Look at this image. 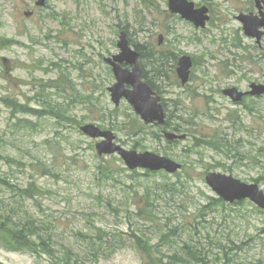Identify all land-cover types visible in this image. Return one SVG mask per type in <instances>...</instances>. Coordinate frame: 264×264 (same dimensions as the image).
I'll list each match as a JSON object with an SVG mask.
<instances>
[{
  "label": "rangeland",
  "instance_id": "obj_1",
  "mask_svg": "<svg viewBox=\"0 0 264 264\" xmlns=\"http://www.w3.org/2000/svg\"><path fill=\"white\" fill-rule=\"evenodd\" d=\"M36 1L0 0V178L15 190L30 183L44 189L18 203L51 234L58 259L69 249L71 264H143L132 234L166 259L181 253L192 231L216 262L232 248L236 264H264V213L250 201L204 209L217 197L205 181L210 172L264 192V96L235 104L223 95L264 85V38L258 46L236 19L255 13L254 1L191 0L210 8L204 29L172 16L169 0H47L43 8ZM123 31L159 59L155 67L142 61L143 72L181 131L145 126L125 100L112 102L108 88L116 80L104 59L119 53ZM184 55L194 61L186 86L176 72ZM87 124L113 132L125 149L169 158L183 170L134 174L118 155L100 158V140L80 131ZM165 130L187 139L170 144ZM0 195L16 202L14 190L0 187ZM0 263L59 264L1 245Z\"/></svg>",
  "mask_w": 264,
  "mask_h": 264
},
{
  "label": "water",
  "instance_id": "obj_2",
  "mask_svg": "<svg viewBox=\"0 0 264 264\" xmlns=\"http://www.w3.org/2000/svg\"><path fill=\"white\" fill-rule=\"evenodd\" d=\"M260 15H241L238 19L244 24L245 34L248 37L256 38L260 44L264 36V0H255ZM46 0H39L37 5L44 6ZM169 9L173 14H180L184 19H187L195 24L196 27L204 28L209 21L208 8L203 7L195 9V5L187 0H170ZM163 38L160 37V43ZM118 48L121 50L119 55L113 58L106 59V62L111 65L117 82L109 88L112 101L115 105H119L121 100L125 98L134 108L135 112L141 116L146 124L166 123V114L164 107L161 104V98L156 95L153 89L142 80V69L140 65V55L131 46L125 32H122ZM134 66L133 70H128L122 67V64ZM193 66L192 59L188 56H183L178 63L177 73L185 85L190 78V70ZM130 86L131 88H127ZM253 91L243 94L236 88L224 91V94L230 97L234 102H240L244 95H263V85H252ZM81 131L88 137L93 139H104L96 145L99 156L118 154L126 163L130 170L145 169L152 172L165 170L170 174L178 172L182 166L170 159L158 156L153 153H138L129 151L117 145L114 140L115 136L111 131H102L99 127L89 124L83 126ZM166 139L183 140L185 135H177L174 133H165ZM208 186L224 201L234 203L249 199L256 206L264 209V192L260 190L256 184L242 183L240 180L219 173H209L206 176Z\"/></svg>",
  "mask_w": 264,
  "mask_h": 264
},
{
  "label": "trees",
  "instance_id": "obj_3",
  "mask_svg": "<svg viewBox=\"0 0 264 264\" xmlns=\"http://www.w3.org/2000/svg\"><path fill=\"white\" fill-rule=\"evenodd\" d=\"M135 47L141 53L142 60H152L151 64L155 67L159 59L155 58L152 55H149L148 57L147 54H145L139 46L135 45ZM146 80L153 87V89L158 91V87L152 81L148 79ZM20 109L26 110L27 107L21 106ZM52 109L50 110V113L56 114L58 117H60V113ZM40 114L41 112L37 111L34 115ZM172 129L175 131H181L177 126H172ZM1 158L2 157L0 156V159ZM99 169L101 170V173H104V167H102V164H100ZM135 174H137V172ZM146 174L150 176L153 173L147 172ZM13 186L14 185L7 179L0 178V187L8 191V193L10 192V190H14V199L16 201L12 204L8 196L0 195V245L7 251L28 253L36 257L47 255L54 259L56 262H59V264H71L72 252L69 249H66L64 258L59 260L56 255V249L53 246L51 234L47 233L46 229L41 232L37 220L32 216L24 217L23 212L20 209L18 203L20 200L35 199L36 195H38L39 193H45L44 189L38 186L36 183H30L28 186L19 187L17 190H15V186ZM148 199H150V196H147V200ZM227 207L232 206L226 204L220 198L210 197L209 203L204 206V209L215 210L217 208L225 209ZM258 211L260 213H264V211ZM193 233L194 232L192 231L189 232L188 237L190 238V242H186L181 247V253L176 252L171 255V257H168L166 259L162 251L159 252L158 250L151 249L145 243H142V241L140 242L138 239V235L132 234L131 237L133 238V240L131 241H133L134 244L138 247V251L143 254V264H236L234 256L231 252L233 251L232 248L230 249V255L227 253V251H225L224 259L220 262H216L212 257H210V254L205 251L204 247H200L201 242L199 239L194 238ZM195 235H197V230L195 231ZM96 238H99L106 244H110V246L114 243L117 247V241H112V239L109 238H101L100 235H96ZM121 242H126V240Z\"/></svg>",
  "mask_w": 264,
  "mask_h": 264
},
{
  "label": "bare ground",
  "instance_id": "obj_4",
  "mask_svg": "<svg viewBox=\"0 0 264 264\" xmlns=\"http://www.w3.org/2000/svg\"><path fill=\"white\" fill-rule=\"evenodd\" d=\"M158 71V70H157Z\"/></svg>",
  "mask_w": 264,
  "mask_h": 264
}]
</instances>
